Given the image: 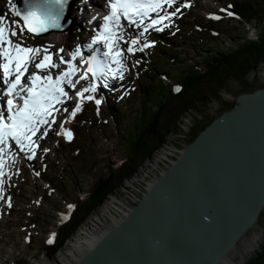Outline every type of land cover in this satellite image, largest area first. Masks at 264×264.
Listing matches in <instances>:
<instances>
[{
    "label": "rangeland",
    "instance_id": "1",
    "mask_svg": "<svg viewBox=\"0 0 264 264\" xmlns=\"http://www.w3.org/2000/svg\"><path fill=\"white\" fill-rule=\"evenodd\" d=\"M97 2L101 4L102 0H97ZM174 2L175 5L173 4V10L171 12L175 13V15L177 9L180 12L186 8L184 5L186 2L191 3V8L185 12L187 17L185 20L187 22L179 26L174 23L170 24L168 23L169 21L167 22L165 20L164 25L166 26H163V31L148 29L145 33V39L146 43L150 44L151 47H147L144 54L146 56L150 54V60H152V58H154V60L158 58V52L161 53L166 49V46L163 45L164 43L172 45L171 49L178 53L181 59L190 58V56H188V48L192 47L185 46L188 45L190 41L196 43L198 47L203 44L205 45L207 42L206 39L211 36L210 30L205 29L199 32V27L197 26L198 28H195L196 21V23L203 26H207L209 21L215 23L216 30H213V33L223 34L222 37L218 39L221 42L220 51L224 53L225 51L230 53L236 47L242 45L243 40L249 38V35L251 37V34H247L243 26H240L235 19L227 15L226 9L230 5V0H175ZM85 3L86 1L82 0L76 3L70 20L67 22L59 21V28L50 27L48 31H50L51 34L46 37L34 40V37L30 35L27 36L24 33L21 34L18 29L17 36L11 37L14 43L22 41V46L41 49L40 54L30 63L35 71L38 72L34 65L43 58L44 47L50 48V45L68 39L66 41L68 47L64 48L63 51H60L61 47H59L54 53L56 59L53 60V62L60 66L59 70L55 71L50 69L49 71L54 77L67 69V64H60L61 52H63L64 59V55L68 57L69 48L73 47L76 42H86V25L84 23L85 11H83V15L81 12V16H78V8L81 9ZM16 5L18 6V0H0V7L4 11L3 17H5L10 24L18 23L22 25V22L13 15V9L17 8ZM89 6L91 5L88 4V8L90 9L91 7ZM216 17H218V19ZM188 21L190 23H188ZM253 24H255V22H253ZM64 26H66L65 28L71 29V31L65 32L63 30ZM79 38L81 41H79ZM161 41L163 42L162 44H160ZM124 48L125 51L123 53L122 62L125 71L123 73V79L119 77L116 79L108 77L107 86H105L104 77H101V79L96 82V91L94 93H85V98L81 100L76 93L81 91L84 87H87L92 81L90 79L79 80V77H73V81L79 80V83L75 84V88H70L65 84L64 89L68 93V96L66 98V103L62 107L64 109L59 122L55 126L52 125L53 122H51L50 125L43 128V131L40 133L41 136L39 135L37 137L34 155L25 149L21 154L14 155L12 153L6 156L5 161L7 165L6 167L4 166L3 169L4 175L0 177L1 264H38L41 260V263H43L44 260L52 257L51 251L48 250V253L46 249L55 245V241H58L57 229L67 222L66 215L70 216L74 213L75 203L85 198L86 191L92 187L100 174H108L109 169L107 164L109 165L110 161L117 162L119 157L124 156L125 153L122 144L117 141L118 137L113 136L110 131L107 130L108 128L115 129L116 126L118 128L120 127V125H116V117H112V115L116 116V114H119L118 117H120V115H122L120 111H124L125 107H128L130 102L139 101L134 94L131 97V92L138 82L133 61L129 58L130 53L127 51L128 47L126 48L124 45ZM202 49L203 47L198 48V52L195 54L197 59L202 58L201 55L205 54L200 53ZM166 58H168V56L165 57L164 60ZM167 63L171 64L170 68L172 70H169V72L174 71V76L182 71V64L175 65L176 62L173 63L172 60H169ZM193 64H195V62L189 59L187 65ZM153 66H155V63H153ZM154 70H157V68L155 67ZM159 70L167 72L164 67ZM81 73L82 69L78 71V75ZM38 74L45 75L43 72ZM255 74L258 78L250 75L248 80L256 85V89L263 88L264 65L261 66L260 72L257 71ZM166 75L167 74L163 73L153 74L156 82H164L172 88L180 87L176 81H173L174 79ZM219 88L220 84L209 80L196 86L192 97L198 98L200 95H205L207 97L206 106H198L199 109H202L200 114L193 112L191 115L189 112L185 115H180L181 118L179 117L178 122L183 119L184 122L182 125L179 124L181 127L179 131L178 128L177 131L175 130L178 134L175 131L171 132L167 137L169 140L167 139L164 143L165 146H162L164 149H158L153 153L152 157H154L145 162L140 172L134 176L135 178L140 177L139 180H134L133 183H127V185L124 186V190L121 194H124L123 201H129L131 205L140 203L143 199V191H146V185L159 177L165 169L169 168L171 164L177 160V156L182 152V148L189 145V141L192 137L191 134L195 126L203 125L207 121H211L221 115L226 104L236 103L237 97L241 94L242 89H244L241 84L229 81L228 88L222 90L220 93L222 96L221 100H216L214 92L219 90ZM89 95H92L94 98L92 100L87 99ZM97 99L100 100V105L99 108H96V115L101 118L102 121L100 125L99 123L97 124L98 128L99 126L100 128L97 131L92 130L94 133L91 134L89 121L95 116L92 110H89L91 108L83 107V104L89 103L97 105L95 103ZM67 102H69L68 105ZM77 104L80 105V110L75 114H78L80 111L83 112L81 119L86 120L88 123L84 122L83 124H79V134L70 132L71 138L69 139L65 135V132H69L67 127L69 122L71 124L73 122L72 112L75 110ZM136 104L138 107L139 102ZM120 105H123V107H120ZM88 106L90 107V105ZM174 106H176V109L179 108V111L180 108L183 107V105L178 102L173 103V107ZM196 118H198L199 121H197ZM166 119L167 117H165V120ZM63 124L64 128H62ZM102 124L105 127H103ZM120 124H122L121 120ZM166 125L169 126V128L172 126L170 122L166 123ZM123 127L124 124L122 125V128ZM174 133L176 134L174 135ZM76 137L77 139L73 144L69 142V140ZM60 142L65 143L63 147H61ZM77 146L80 147V149L81 147L84 148V151L89 148L84 156L79 155V159L84 158V161H74V159L77 160ZM22 154L24 156H21ZM29 156L32 158L29 159ZM97 162L96 168L92 169V165ZM82 163H87L88 166L84 168ZM44 169L46 172L43 171ZM39 173L53 183V188H55L54 196H50L45 191V186H47V184L46 181L39 176ZM61 190L64 197L60 196ZM46 196H48L47 199H43ZM110 202H113V204L109 213L104 214L100 209L97 211V214L102 217V219L101 223L97 221L96 225L100 224L101 227H104V221L110 222L111 216L113 214H118L117 209L121 206V203L118 202L115 197L109 198V203ZM106 203L108 204V202ZM103 206H106L105 203ZM96 215L93 214L88 218L85 223H83V226L81 225L82 228L84 224L85 226L88 223L94 224L95 222L93 220ZM104 224L107 223L104 222ZM82 228L78 231L83 233ZM100 232L101 231H99V233ZM263 232L264 226L259 222L248 232L245 238L252 236L254 233H260L263 240ZM76 234L72 236V239L77 236ZM49 241L52 242L49 243ZM262 242H264V240ZM242 243L243 242H240L238 246ZM262 244H260L252 255L250 254L251 256L248 255V258L245 257L242 264H249V261L259 254ZM66 245L68 244H65V246ZM66 248L67 247L62 251L60 250V252H63ZM236 259L240 261L243 258L241 255H238Z\"/></svg>",
    "mask_w": 264,
    "mask_h": 264
},
{
    "label": "water",
    "instance_id": "2",
    "mask_svg": "<svg viewBox=\"0 0 264 264\" xmlns=\"http://www.w3.org/2000/svg\"><path fill=\"white\" fill-rule=\"evenodd\" d=\"M263 212L264 88L240 94L73 264H223Z\"/></svg>",
    "mask_w": 264,
    "mask_h": 264
},
{
    "label": "trees",
    "instance_id": "3",
    "mask_svg": "<svg viewBox=\"0 0 264 264\" xmlns=\"http://www.w3.org/2000/svg\"><path fill=\"white\" fill-rule=\"evenodd\" d=\"M227 9L235 16L233 19L237 20L236 17L240 19V21H237L240 25L247 26L255 22L253 25L257 26L256 30L259 33V39L256 41L244 39L242 45L236 47L230 53L227 51L224 53L220 51L221 42L218 39L221 38L223 34L213 33V30H216L215 23L209 21L207 26L195 23L196 26L199 27V32L207 29L210 30L211 34V36L206 39V46L204 44H199V47H203L200 53H205L201 55L202 58L197 59L195 54L198 52L199 47L196 43L190 41L189 44L185 46L192 47L188 48V56H190L188 59H181L178 53L171 49L172 45L169 46V44H164L166 45V49L161 53L158 52V58L155 60L153 58L150 62H138L136 68L138 84L133 94L139 101L131 102L130 107H125L124 111H120V114H122L120 117H118L119 114H116V116L112 115V117H116V125H120V127L118 128L116 126L115 129H107L113 136L118 137L119 140L117 138V141L122 144L125 154L123 157L118 158V162H121V164L119 165L118 162L110 161L109 165L107 164L109 169L108 174H100L92 187L86 191L87 199L75 203V211L71 215L69 222L57 229L59 239L56 245L46 249L48 253L51 251L52 256L64 247L66 241L76 233L81 225H83V223H85V221L90 218L108 198L114 196L121 198L120 196L127 181L133 180L134 176L143 168L144 163L154 157H152L153 153L158 149H163L165 146L164 143L167 139L169 140L167 137L171 132L177 131V128L179 131L181 128L180 125L184 122L183 120L178 122L180 115L182 116L189 112L191 115L193 112H197L198 114L202 112V109H199L198 106L202 105L205 107L207 104V97L205 95H200L198 98L192 97L198 84H202L206 80L220 84L219 90L214 92L216 100H221L222 96L220 93L222 90L228 88L229 81L237 82L243 86L244 89H242L241 94L261 89H256V85L250 82L248 77L253 75L255 78H258L255 73L257 71L260 72L261 66L264 65V0H230V5ZM177 21L179 23L182 22L180 19H177ZM24 34L28 35L26 32ZM167 56L168 58L164 60ZM189 59L194 61L195 64L187 65ZM169 60H172L173 63L176 62L175 65L182 64L183 66L182 71L175 76L174 71L169 72V70H172L170 68L171 64L167 63ZM153 63H155V66H153ZM155 67L157 70H154ZM163 67L167 72L159 70ZM161 72L167 74V77L169 76V78L174 79L173 81H176V83L182 87L181 91L178 93L174 92L172 87L164 82H156L153 74H162ZM138 102L139 104L137 107L136 103ZM175 102L183 105L180 111L179 108L176 109V106L173 107V103ZM235 106L236 103L226 104L221 115L232 110ZM120 107H123V105H120ZM165 117H167L166 120ZM93 119L89 121L91 134L94 133L92 130L97 131L100 128V126L98 128L97 124L99 123L100 125L101 122V120L96 117H93ZM215 119L207 121L203 125H196L191 134L192 137L189 144L192 143ZM120 120L122 124H120ZM196 120L199 121L198 118H196ZM84 122L88 123L81 118L77 120L75 126L72 128L74 134H79L80 127L78 125ZM168 122L172 125L170 128L166 125ZM123 124L124 127L122 128ZM102 126L105 127L103 124ZM176 133L178 134V132ZM176 133H174V135ZM88 141L91 142L90 140ZM79 142L81 141L79 140ZM77 150L81 152L78 153L77 160L74 159V161H84V158L79 159V155L84 156L87 150L84 151V148L81 147L80 149L78 146ZM82 164L84 168L88 166L87 163ZM97 164L98 162L93 164L92 169H95ZM47 182L51 183L48 180ZM48 187H51V189H48L49 191L47 190V193L50 196H54L53 183L48 185ZM60 196L64 197L62 190L60 191ZM259 222L264 226V212ZM262 243L259 254L253 257L249 261V264H264V242Z\"/></svg>",
    "mask_w": 264,
    "mask_h": 264
},
{
    "label": "snow or ice",
    "instance_id": "4",
    "mask_svg": "<svg viewBox=\"0 0 264 264\" xmlns=\"http://www.w3.org/2000/svg\"><path fill=\"white\" fill-rule=\"evenodd\" d=\"M173 3L174 0H107L106 7L110 11L103 17V24L92 39V44L102 43L107 49L104 53L105 59L97 60L93 56L85 60L78 47L71 53V60L65 61L63 57L60 58V64H67V69L53 78L49 70L57 68L59 65L53 62L48 49L44 48L43 58L34 65L38 72H34L28 77L29 84L27 86L22 84V77L28 71L29 64L40 54L41 49L22 46V41L14 43L11 37L17 36V29L21 34L25 29L28 33L39 34L47 31L50 27L59 28L60 17L68 0H44L43 6L29 7L24 13L14 8L13 15L22 19V25L10 24L5 17L0 16V61H2L0 69L3 72L4 83L7 85L5 95L9 97L6 101V114L0 112V176L4 175L5 156L8 155L10 141H14L20 151L27 149L34 155L36 141L33 140V137L41 125H50L53 122L49 120V117L55 111L54 105L63 103V98L68 96L63 87L65 84L70 88H75V84L79 83V80H88L89 74H91L92 82L76 93L83 100L85 93L96 91V81L101 77H104L105 86H107L108 77L123 79L125 71L122 62L123 52L118 46V42L123 38L122 19L129 25L137 26H143L145 21L149 20L150 23L144 27L145 32L149 28L163 31V26H166L164 21L171 19V16L164 11L165 6L171 7ZM51 6H56L57 10L50 11ZM187 6L185 5V7ZM153 13L156 14V18H152ZM228 15L231 16L232 13L229 12ZM216 18L218 19V17ZM138 44L139 40L132 39L127 51L133 53ZM91 46L89 45V47ZM146 47H151V45L145 43L140 50L143 51V48ZM77 57L87 64V69L80 74L79 80L74 82L73 77L79 71L73 63ZM40 72L45 75L38 74ZM176 91L179 89L177 88ZM21 92L26 95L21 96ZM17 98L23 103H17ZM93 98L92 95L87 96L89 100ZM95 103L99 105L100 100H95ZM79 110L80 105L77 104L72 115L74 116ZM65 135L69 139L71 138L70 132H65ZM31 158L29 156V159ZM51 242L49 241V243Z\"/></svg>",
    "mask_w": 264,
    "mask_h": 264
},
{
    "label": "bare ground",
    "instance_id": "5",
    "mask_svg": "<svg viewBox=\"0 0 264 264\" xmlns=\"http://www.w3.org/2000/svg\"><path fill=\"white\" fill-rule=\"evenodd\" d=\"M82 1H86V3L83 5L81 10H78L79 14H81V12H83L84 9L88 8V4L91 5L89 7H92V6H95V5H99L97 0H82ZM102 5H103V7H105L103 1H102ZM70 6H71L70 5V0H68V4L65 6V9L63 11L64 12V14H63V18L64 19L69 20L68 11L70 9ZM28 8H29V5L20 4V6L18 7V10L21 13H24ZM50 8L57 10L56 6H51ZM93 13H95V12H93ZM101 13H104V12H101ZM95 15H97V13ZM67 40H65V41L61 40L58 43L50 45L51 46L50 48H47L48 52L52 56V60L56 59L55 56H54V53H55L56 49L58 50L59 47H61V49L64 50V48L68 47V44L66 43ZM183 151H184V148H182V152L181 153H183ZM181 153L179 154V156L181 155ZM179 156H177V157H179ZM167 169H165L164 172ZM161 175L159 177H157L155 180H153L152 182H150L149 184L146 185V191H143V194H144L143 198L148 194L152 184L155 181H157L161 177ZM139 178L140 177H138V178L134 177L132 181H127V183H133L134 180H137V179L139 180ZM144 189H145V187H144ZM123 190H124V188H123ZM114 197L117 198V201L121 203V206H119V208L117 209L118 210V214H113L111 216L112 218L110 217L111 218L110 222L104 221L105 223H107V224L104 225V227H101L100 224L96 225V222L98 221L99 223H101V219H102V217H100L97 214L95 216L94 220H93L95 223L94 224L88 223L86 226L84 224V227L82 228L83 233L82 232H78L76 234L77 236H75L73 239H70L71 241L68 240L67 243H66L68 245L65 246L67 248L63 252L58 251V252H60L59 254L54 255V256L50 257L49 259H47V260H44L43 263H41L42 262V260H41L38 264H73L76 260H78L81 257L82 254L86 253L89 249H91L95 245V243L101 238V236L107 232L106 231L107 227H108V230H109L110 228H112L114 226H117L122 221V219L125 218L126 215H128V213L131 211V209L138 205V204L131 205V203L129 201H123V198H118L116 196H114ZM122 201H123V203H122ZM112 204H113V202L112 203L110 202V203L106 204V206H104L101 209V211H103L102 213H104V214L109 213L110 212V208L112 207ZM259 221H260V219H259ZM99 231H101L100 232L101 234L99 233ZM262 241H263L262 240V235L260 233H254L252 236H250V237L248 236L247 238L244 239V241H242L243 243L240 246H238L236 253H233L232 255H229L228 258L225 260V262H223V264H242L243 261L245 260V257L248 258L247 257L248 255L251 256L254 253V251H256L258 249V247L260 246ZM65 247H63L61 249V251ZM238 255H241L243 259L240 260V261H237L236 258H237Z\"/></svg>",
    "mask_w": 264,
    "mask_h": 264
},
{
    "label": "flooded vegetation",
    "instance_id": "6",
    "mask_svg": "<svg viewBox=\"0 0 264 264\" xmlns=\"http://www.w3.org/2000/svg\"><path fill=\"white\" fill-rule=\"evenodd\" d=\"M120 197H121V198H123V197H124V194H123V195H121Z\"/></svg>",
    "mask_w": 264,
    "mask_h": 264
}]
</instances>
